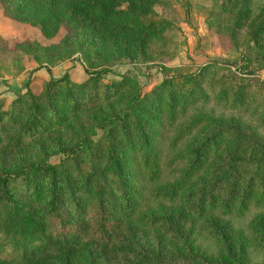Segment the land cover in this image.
I'll use <instances>...</instances> for the list:
<instances>
[{
  "label": "rangeland",
  "instance_id": "1",
  "mask_svg": "<svg viewBox=\"0 0 264 264\" xmlns=\"http://www.w3.org/2000/svg\"><path fill=\"white\" fill-rule=\"evenodd\" d=\"M233 59L236 66L246 59L247 70L226 61ZM195 73L189 84L180 78ZM162 77L166 80L161 83ZM238 88L243 100L253 96L260 102L253 112L231 104ZM31 100L38 106L33 124ZM263 108L264 0H0V170L44 158L61 160L79 184L75 172L87 165L86 155L62 160L57 146L68 147L84 137L96 140L93 160L100 171L104 121L125 113L127 138L117 151L132 173L131 186L142 194L134 215L118 216L106 238L75 232L60 238L53 234L40 198L17 183L13 197L44 222L46 240L25 243L9 259L0 258V264H136L132 252L139 245L165 254L190 245L209 259L264 264V235L255 226H264V208L251 205L240 213L206 207L195 216L179 195L169 199L147 193L174 181L184 163L172 161L173 155L218 125L264 144V118L258 115ZM198 112L203 117L197 126L174 143L178 129ZM134 116L156 150V181L147 179L141 164L140 140L131 141ZM232 140L220 141L192 188L198 189L215 167L244 149L243 142ZM252 171V164L239 170L238 182ZM107 176L99 177L104 186ZM93 202V196L81 202L80 215L65 202L56 210L65 222L87 229L97 223L90 216ZM141 213L164 222L156 227L141 223L135 219ZM211 222L222 228L221 235L210 228ZM239 243L243 246L237 253Z\"/></svg>",
  "mask_w": 264,
  "mask_h": 264
},
{
  "label": "trees",
  "instance_id": "2",
  "mask_svg": "<svg viewBox=\"0 0 264 264\" xmlns=\"http://www.w3.org/2000/svg\"><path fill=\"white\" fill-rule=\"evenodd\" d=\"M116 11L119 10H110V12ZM108 12H104L103 15L105 16ZM244 60L246 61V59ZM226 61L236 66L235 59ZM245 61L244 64H240L241 66H236H239L240 71L247 70ZM195 76L196 73L185 74L180 75V78L189 84L195 80ZM162 78L161 83L166 80L164 77ZM49 79L55 80L52 77ZM240 91V88L235 90L234 96L230 100L231 104L242 110H249L250 113L253 112L254 107L260 102L256 101L253 96L243 100ZM28 96L33 98L31 94ZM182 100L185 101V98ZM171 102H174L172 97L169 100V103ZM30 104L34 112L29 124H33L36 120L38 106L33 100L30 101ZM258 115L260 118H264V108ZM202 117L203 114L198 112L182 125L173 137L174 143L189 133L192 128H195ZM124 118L125 113H122L104 121L102 129L104 132L103 146H105L102 157L104 164L100 171L95 168L93 160L96 140L84 137L79 138L68 147L57 146L58 151L62 155L64 154L62 160L69 159L71 162L75 161L79 153L86 155L87 165L82 171L75 172L80 178L79 184H75L73 178L71 179L69 171L63 166L61 160L52 163L44 158L22 163L12 170H0V246L4 249L0 251L1 260L9 259L15 249H22L25 243L46 240L44 222L36 219L32 212L22 207L13 197V189L17 183L28 194L40 198V206L47 214L49 222L53 224L52 231L56 237L62 238L68 232H75L106 238L108 232L116 226L118 216L127 218L134 215L138 204L136 201L142 194L140 188L131 186L132 173L123 166L117 151V146L119 143L121 144L122 138H127V131L123 124ZM113 131H115L113 137H116V141L111 137ZM133 132L132 138L130 135L131 141L138 139L142 144L140 161L147 171V179L156 181L160 176V162L156 150L148 144L145 129L136 116L133 121ZM232 138L243 142L244 149L234 153L227 161L215 167L210 179L198 189L192 188L196 174L203 168H207L209 155L217 149L220 141L222 139H227V142L233 141ZM171 159L174 162L183 161L184 163V166L178 170L179 176L172 182L155 185L147 191L149 195L169 199L177 198L179 195L185 210L195 216H200L206 207L218 206L226 212L239 211L240 213L247 211L251 205L264 208V144L259 143L247 133L236 129L229 131L226 127L218 125L201 137L194 146L180 150ZM250 164L253 165V171L246 176L243 182H238L237 173ZM101 174H108L105 186L99 178ZM95 182L99 188L96 187ZM111 183L113 188L109 186ZM239 184H241L240 188L237 187ZM92 196L94 202L90 216L95 217L97 223L87 229L81 224L65 222L56 210L59 203L65 202L76 209L80 215L82 209L79 204L84 200H89ZM112 212H115L116 215L115 218L111 216L112 219H110ZM135 219L153 227L161 226L164 222V219L152 213H141L137 217L135 216ZM255 226L259 230V236L263 237L264 226L258 223H255ZM210 228L219 232L220 235L223 233L222 228L215 222L210 223ZM242 246V243H239L237 253L241 251ZM196 249L187 245L182 251L165 254L161 251L148 250L139 245L132 253L135 255L136 264H242L238 261L231 263L223 259H209ZM229 254L233 255L230 252Z\"/></svg>",
  "mask_w": 264,
  "mask_h": 264
}]
</instances>
